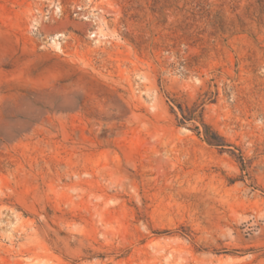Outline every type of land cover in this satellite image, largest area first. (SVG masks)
<instances>
[{
    "label": "rangeland",
    "instance_id": "374dc122",
    "mask_svg": "<svg viewBox=\"0 0 264 264\" xmlns=\"http://www.w3.org/2000/svg\"><path fill=\"white\" fill-rule=\"evenodd\" d=\"M0 264H264V0H0Z\"/></svg>",
    "mask_w": 264,
    "mask_h": 264
},
{
    "label": "trees",
    "instance_id": "16d2710c",
    "mask_svg": "<svg viewBox=\"0 0 264 264\" xmlns=\"http://www.w3.org/2000/svg\"><path fill=\"white\" fill-rule=\"evenodd\" d=\"M205 139L212 145H225L224 137L214 130L209 124L204 123Z\"/></svg>",
    "mask_w": 264,
    "mask_h": 264
}]
</instances>
